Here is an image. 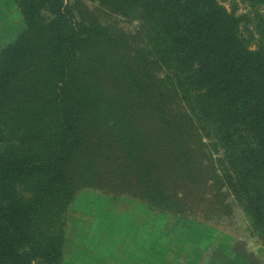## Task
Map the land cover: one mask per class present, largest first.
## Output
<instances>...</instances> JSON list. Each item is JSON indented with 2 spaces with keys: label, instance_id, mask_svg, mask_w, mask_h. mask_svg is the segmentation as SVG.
<instances>
[{
  "label": "rangeland",
  "instance_id": "1",
  "mask_svg": "<svg viewBox=\"0 0 264 264\" xmlns=\"http://www.w3.org/2000/svg\"><path fill=\"white\" fill-rule=\"evenodd\" d=\"M22 1L0 0V64L22 51L29 60L19 89L0 90V144L25 155L53 147L62 116L47 63L49 10L28 20ZM62 10L81 38L71 72L82 140L63 171L64 189L57 184L35 213L40 238L56 240L58 264L236 262L241 245L264 262L243 203L225 192L217 140L199 130L166 71L139 54L156 21L140 4L62 0ZM32 179L18 183L24 198L33 196Z\"/></svg>",
  "mask_w": 264,
  "mask_h": 264
},
{
  "label": "trees",
  "instance_id": "2",
  "mask_svg": "<svg viewBox=\"0 0 264 264\" xmlns=\"http://www.w3.org/2000/svg\"><path fill=\"white\" fill-rule=\"evenodd\" d=\"M102 1L127 8L140 4L156 21L139 54L166 71L179 101L200 121L199 130L217 140L225 192L243 203L264 249V0H238L241 12L234 0ZM20 7L28 20L49 10L53 41L47 63L62 122L49 150L21 155L0 144V264H58L56 240L51 234L40 238L35 213L43 198L64 189L63 171L81 144L71 72L81 38L70 30L62 0H23ZM100 33L114 45L106 29ZM21 44L20 39L12 45L11 54ZM1 60L8 61L0 64V90L13 95L28 57L22 51ZM157 116L169 127L164 111L158 109ZM25 177L33 178L31 198L18 192Z\"/></svg>",
  "mask_w": 264,
  "mask_h": 264
},
{
  "label": "water",
  "instance_id": "3",
  "mask_svg": "<svg viewBox=\"0 0 264 264\" xmlns=\"http://www.w3.org/2000/svg\"><path fill=\"white\" fill-rule=\"evenodd\" d=\"M241 249L235 250L237 255L243 259L244 261L250 263V264H258V259L254 257V255L251 253V251L248 249L246 245H241ZM205 261H208V258H205Z\"/></svg>",
  "mask_w": 264,
  "mask_h": 264
},
{
  "label": "crops",
  "instance_id": "4",
  "mask_svg": "<svg viewBox=\"0 0 264 264\" xmlns=\"http://www.w3.org/2000/svg\"><path fill=\"white\" fill-rule=\"evenodd\" d=\"M260 249L264 253L263 248H260ZM211 250H213V249L211 248ZM235 250H238V249H233L234 252H235ZM235 254H237V253L235 252ZM206 257L208 258V261H209V259H210L209 256H205V258ZM208 261H205V259H204V262H202L201 264H250V263L244 261L243 259H241L238 255L236 256V260H235L236 262H208ZM258 261H259L258 264H264V262H260L259 259H258Z\"/></svg>",
  "mask_w": 264,
  "mask_h": 264
},
{
  "label": "flooded vegetation",
  "instance_id": "5",
  "mask_svg": "<svg viewBox=\"0 0 264 264\" xmlns=\"http://www.w3.org/2000/svg\"><path fill=\"white\" fill-rule=\"evenodd\" d=\"M240 247H241V246H239V248H238V249H241Z\"/></svg>",
  "mask_w": 264,
  "mask_h": 264
}]
</instances>
